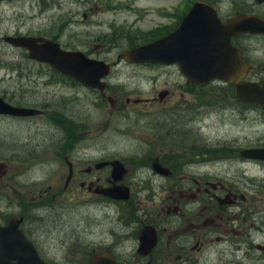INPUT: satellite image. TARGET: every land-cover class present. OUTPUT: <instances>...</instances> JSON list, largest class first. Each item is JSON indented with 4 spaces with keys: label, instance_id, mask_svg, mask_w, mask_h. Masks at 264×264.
Instances as JSON below:
<instances>
[{
    "label": "flooded vegetation",
    "instance_id": "obj_1",
    "mask_svg": "<svg viewBox=\"0 0 264 264\" xmlns=\"http://www.w3.org/2000/svg\"><path fill=\"white\" fill-rule=\"evenodd\" d=\"M102 1L72 0V3L97 7ZM214 2H219L215 6L223 19L237 14L232 11L233 0ZM228 6L230 11L221 12L220 8ZM259 7L262 11H257ZM241 10L264 16V2L256 4L253 0H245ZM18 19L15 25L6 26L0 13V39L22 35V14ZM251 37L261 38L259 47H248ZM233 41L249 65L246 78L263 82L264 35L241 34ZM250 108V104L242 103L238 111L243 114ZM254 108L258 109L259 119L264 122V108ZM246 147L264 148V134L252 144L191 145L192 149L188 151L195 154H183L184 159L179 164L171 162L172 155H165L163 161L155 156L154 160L168 168L167 176H160L152 164L142 163L134 174L140 183L139 191L136 197L121 203L126 208L120 211L123 214L117 221L116 237L111 241L105 239L103 244L113 248L115 258L121 264H264V160L244 158L241 151ZM76 158L63 160L67 172L71 173L67 186L63 184L60 189L50 183L44 189L35 188L31 191V201L23 205L22 230L39 254L50 262H53L52 256L39 238L40 232L33 227L35 220L60 222L58 229L63 230L64 236L71 230L70 221L68 213L59 216V209L43 207L38 200L50 197V200L58 201L84 193L106 199L96 190L110 185L109 165L85 161L79 155ZM61 163L42 170L47 176L46 181L58 182L63 177L61 168L64 165ZM59 171L61 176H58ZM149 182L157 183V189L150 190ZM30 204L36 210L35 215L34 211L31 214L26 212ZM49 210H54L56 216L48 217ZM50 225L46 224L48 229ZM74 226H82L81 220L77 219ZM145 228L154 231L156 240L151 250L143 254L139 245Z\"/></svg>",
    "mask_w": 264,
    "mask_h": 264
},
{
    "label": "rangeland",
    "instance_id": "obj_2",
    "mask_svg": "<svg viewBox=\"0 0 264 264\" xmlns=\"http://www.w3.org/2000/svg\"><path fill=\"white\" fill-rule=\"evenodd\" d=\"M151 1H158L166 6V9H172L176 8L175 6L180 0H135L133 2L135 9L125 5H123L124 8H119L118 5L109 4L107 6H111L113 9L107 10V6H104L102 8L104 12L96 13L86 19L82 18L84 8L81 7H69L61 3L58 5L55 1L46 0L41 4L43 12L41 15L37 0H22L20 3L22 4V30L32 32L41 30L44 31L43 34L56 36L65 48L73 46V43L79 45L82 43L83 46H87V40H90V44L94 45L98 43L99 35L114 33L118 45L124 49L128 45V35L140 40L146 37L144 32L154 31L157 25L167 23V18L162 14L153 12ZM169 22H173V17H170ZM161 31L164 30L161 29ZM104 40H108V36ZM250 45L251 47L260 45L259 39L254 40ZM117 51L120 49L107 47V54H102L99 57L111 59ZM12 63H20L23 67L28 64L20 49L10 47L0 40V96L5 95L7 100L10 98L20 102L24 97L26 101L35 103L41 102L43 97H46L45 101L52 105L74 112L75 119L86 124L83 129V139L78 145L81 153H86L94 158L98 157L103 149H107L125 155L135 153L139 148L138 145L146 143V140H151L149 134L135 137L117 133L108 127L107 122H102L103 117L112 110L107 98L99 103H94V97L91 96L87 103L85 93L80 90L79 95L75 97L78 101L68 102L66 94L58 99L56 96L53 97L54 91L56 93H69L70 91L52 86L46 87L42 84L35 85L33 84L35 83L34 79L29 82V80L19 78L16 73H10L8 66ZM157 76H162V82L157 81ZM178 80V75L171 68L153 69L130 65L118 67L113 77V83H119L122 86L118 89L117 94L121 98L127 95L135 97L138 94L141 97L152 96L158 89L170 84L174 85ZM126 111L133 119L139 117V124L145 122L144 116L140 113L143 109L130 108ZM120 121L124 122L125 118L121 117ZM44 122L45 119L40 117L22 119L0 116L1 140L4 143L15 145V147L8 146L0 151V156L5 154L9 157L6 160L0 158V162L5 163L0 166V209L4 214L16 212L18 209V202L22 197V160H39L41 154L42 159L55 156L53 150L56 151L62 135L52 126L49 128V125ZM186 126L188 128L195 127L197 134L200 135V140L223 142L236 136V128L242 127V124H238L232 117L222 118L214 114L202 117L197 122H187ZM257 127L251 123L252 134L253 128ZM136 128L142 129L139 125ZM20 147H22V158L17 154L21 151ZM40 151L41 153H39ZM36 154L38 155L36 156ZM36 171V175L39 176L40 170ZM91 209L92 220L89 224L91 233H85V235L80 233V238L100 241L105 233L104 226L109 228L108 220L111 215L97 207H91ZM52 242L55 241L52 240ZM49 244L53 245L51 242ZM57 247L51 246L49 249L57 251ZM59 250L61 249L59 248ZM88 250L89 248L83 250L79 243L73 241L66 249V254L74 259L82 260L80 253L84 255V252Z\"/></svg>",
    "mask_w": 264,
    "mask_h": 264
},
{
    "label": "water",
    "instance_id": "obj_3",
    "mask_svg": "<svg viewBox=\"0 0 264 264\" xmlns=\"http://www.w3.org/2000/svg\"><path fill=\"white\" fill-rule=\"evenodd\" d=\"M207 8L204 4H195L173 34L154 44L127 53L128 59L179 61L181 50L186 47L187 54L205 55L204 58H208L202 68V72H206L209 63L215 62L217 58L220 60L227 57L225 49L230 47L231 34L248 30L253 32L264 30L262 22L246 16H239L221 27L217 19H214L213 12ZM11 41L17 45L26 46L30 51L29 56L48 61L63 72L77 75L83 80L88 79L87 73L96 65L84 59L82 54L60 50L57 44L50 41H45L41 45L37 44L38 39L35 38ZM219 71H222V68ZM240 94L250 98L251 101L264 103V85L251 84L241 90ZM29 111L12 108L0 100V112L28 114ZM19 221L13 218L9 220L7 226L0 227V264H43L37 257L22 256V249L25 247L29 249L30 245L25 242L22 232L18 229Z\"/></svg>",
    "mask_w": 264,
    "mask_h": 264
}]
</instances>
